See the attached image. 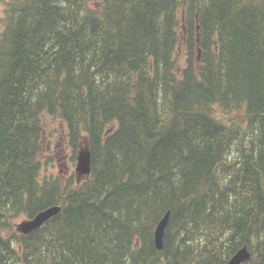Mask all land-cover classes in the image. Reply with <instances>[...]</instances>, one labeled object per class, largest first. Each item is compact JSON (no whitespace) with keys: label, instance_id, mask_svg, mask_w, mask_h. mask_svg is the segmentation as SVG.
I'll use <instances>...</instances> for the list:
<instances>
[{"label":"trees","instance_id":"obj_1","mask_svg":"<svg viewBox=\"0 0 264 264\" xmlns=\"http://www.w3.org/2000/svg\"><path fill=\"white\" fill-rule=\"evenodd\" d=\"M45 112L74 159L88 147L87 179L40 177ZM243 246L264 264V0H6L0 264H226Z\"/></svg>","mask_w":264,"mask_h":264},{"label":"rangeland","instance_id":"obj_2","mask_svg":"<svg viewBox=\"0 0 264 264\" xmlns=\"http://www.w3.org/2000/svg\"><path fill=\"white\" fill-rule=\"evenodd\" d=\"M6 0H0V29L1 18L4 15ZM181 56L183 53L180 52ZM221 116V114H218ZM44 125L45 154L41 157L40 177H57L65 182L68 177L76 179L77 159L73 158V148L68 141V129L66 121L58 114L45 112L42 114ZM23 216L14 219L18 224Z\"/></svg>","mask_w":264,"mask_h":264},{"label":"water","instance_id":"obj_3","mask_svg":"<svg viewBox=\"0 0 264 264\" xmlns=\"http://www.w3.org/2000/svg\"><path fill=\"white\" fill-rule=\"evenodd\" d=\"M76 172L78 175V180L88 176L91 173V155L89 149L85 146L82 147L78 153ZM60 209L61 207L59 205L49 206L39 211L33 217L25 219L18 223L17 229L20 232L27 234L30 231L41 226L53 215L57 214ZM169 214L170 211H167L165 213L155 230V244L159 250L163 249L164 247V230L168 223ZM250 258L251 251L248 249L247 246H243L228 260L226 264H242Z\"/></svg>","mask_w":264,"mask_h":264},{"label":"bare ground","instance_id":"obj_4","mask_svg":"<svg viewBox=\"0 0 264 264\" xmlns=\"http://www.w3.org/2000/svg\"><path fill=\"white\" fill-rule=\"evenodd\" d=\"M159 222H160V221H159ZM159 222H158V223H159ZM157 225H158V224H157ZM154 237H155V234H154ZM161 250H162V249H161Z\"/></svg>","mask_w":264,"mask_h":264}]
</instances>
